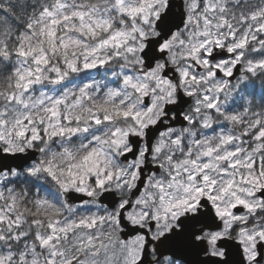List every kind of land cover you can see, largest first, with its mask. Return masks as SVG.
Returning a JSON list of instances; mask_svg holds the SVG:
<instances>
[{"label":"snow or ice","instance_id":"1","mask_svg":"<svg viewBox=\"0 0 264 264\" xmlns=\"http://www.w3.org/2000/svg\"><path fill=\"white\" fill-rule=\"evenodd\" d=\"M0 264H264V0H0Z\"/></svg>","mask_w":264,"mask_h":264}]
</instances>
